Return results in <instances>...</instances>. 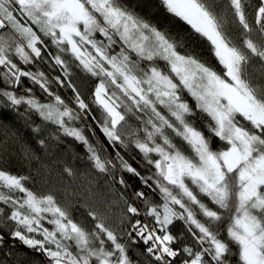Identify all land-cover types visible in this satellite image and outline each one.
Wrapping results in <instances>:
<instances>
[{"label":"snow or ice","instance_id":"obj_1","mask_svg":"<svg viewBox=\"0 0 264 264\" xmlns=\"http://www.w3.org/2000/svg\"><path fill=\"white\" fill-rule=\"evenodd\" d=\"M161 3L209 43L216 66L122 0H0V106L80 142L113 197L85 205L88 226L74 219L78 202L3 167L0 141V246L8 236L45 264H264V0L252 23L244 0ZM76 70L97 81L91 103ZM89 120L104 141L86 134Z\"/></svg>","mask_w":264,"mask_h":264},{"label":"trees","instance_id":"obj_2","mask_svg":"<svg viewBox=\"0 0 264 264\" xmlns=\"http://www.w3.org/2000/svg\"><path fill=\"white\" fill-rule=\"evenodd\" d=\"M218 2L223 4L227 0H218ZM122 3L128 10L148 21L170 37H175L177 40L183 38L186 47L180 49L181 52L199 53L202 59L210 60L214 66L217 65L215 59L210 55L209 43L198 34H195L185 22L168 13L161 0H122ZM259 3L260 0H244L245 12L250 23L254 21ZM98 38L102 39L101 37ZM41 68L46 73L51 71L46 65L41 66ZM57 74L58 70L52 72L53 77ZM96 82L95 78L89 77L86 73L79 70L74 72L73 83L82 94V97L89 103H91V93ZM55 90L65 100L72 96V93L67 88H56ZM32 94L41 102H46L49 99L41 92L38 86H33ZM186 98L190 99L189 97ZM92 111L99 115L94 105ZM19 113L0 106V141L4 142L9 155L8 162L2 166L13 173L32 174L35 177V190L40 192L53 191L59 197L75 178L61 176L63 168L65 166L72 167L78 174L88 163L86 148L71 137L61 136L60 140L54 139L52 134L55 126H42L41 132H35L33 129L36 125L41 124L40 119L32 116V122L29 123L27 116L23 114V108L19 109ZM89 125L99 137V140L95 142L104 141L105 138L100 133L97 125L91 120H89ZM40 139L45 140L44 145L39 144ZM108 151L112 152L113 150L109 148ZM132 155L134 153L127 154L130 162H133L131 160ZM139 160L140 156L136 155V161ZM133 166L138 165L133 162ZM29 186H33L32 182H29ZM81 210L85 209L78 204L73 213L74 219L76 218V213ZM172 231L174 234L182 232V223L178 222L172 228ZM179 246V244L175 245V247ZM0 264H45V258L23 246L19 241H14L10 237L5 236L4 244L0 246Z\"/></svg>","mask_w":264,"mask_h":264},{"label":"rangeland","instance_id":"obj_3","mask_svg":"<svg viewBox=\"0 0 264 264\" xmlns=\"http://www.w3.org/2000/svg\"><path fill=\"white\" fill-rule=\"evenodd\" d=\"M91 129L93 128L91 127ZM94 133L95 134L93 135L91 132L86 131V134L89 135V138L95 142L96 140H99V137L95 130ZM89 180L92 181L91 188L95 193V196L85 198L84 193L85 189L88 187ZM112 198L111 192L105 183V177L102 174H97L95 170L90 167L89 162L80 170L73 181L58 197V199H64L74 203L78 202L79 205L84 207L85 210H81L76 213L75 219L84 222L88 226L91 225V220L87 217V207L85 205L91 206L93 208H104L107 206V202ZM119 211V207H113L111 209V212L113 213H118ZM143 247V245H140L141 250Z\"/></svg>","mask_w":264,"mask_h":264}]
</instances>
